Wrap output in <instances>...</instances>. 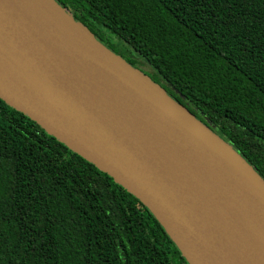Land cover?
Segmentation results:
<instances>
[{
  "label": "trees",
  "instance_id": "16d2710c",
  "mask_svg": "<svg viewBox=\"0 0 264 264\" xmlns=\"http://www.w3.org/2000/svg\"><path fill=\"white\" fill-rule=\"evenodd\" d=\"M55 2L264 179V0ZM0 264L188 263L140 200L0 99Z\"/></svg>",
  "mask_w": 264,
  "mask_h": 264
},
{
  "label": "water",
  "instance_id": "95a60500",
  "mask_svg": "<svg viewBox=\"0 0 264 264\" xmlns=\"http://www.w3.org/2000/svg\"><path fill=\"white\" fill-rule=\"evenodd\" d=\"M55 1L0 0V99L140 200L188 264H264V179Z\"/></svg>",
  "mask_w": 264,
  "mask_h": 264
},
{
  "label": "rangeland",
  "instance_id": "374dc122",
  "mask_svg": "<svg viewBox=\"0 0 264 264\" xmlns=\"http://www.w3.org/2000/svg\"><path fill=\"white\" fill-rule=\"evenodd\" d=\"M116 43L119 47L125 49L128 52L130 51L129 48H127V46H125L123 43H120L118 41H116ZM119 56H121V55H119ZM134 59L137 60L140 65L135 66V67L133 66V67L136 68L137 70H139L143 75L148 77L151 81H153L159 87H161V88L163 87L167 91L166 93L169 94V92H170L169 88L170 87L162 79V77L158 75L157 71L151 65H149L147 62H145L144 59L141 58L140 56L135 55Z\"/></svg>",
  "mask_w": 264,
  "mask_h": 264
},
{
  "label": "bare ground",
  "instance_id": "6f19581e",
  "mask_svg": "<svg viewBox=\"0 0 264 264\" xmlns=\"http://www.w3.org/2000/svg\"><path fill=\"white\" fill-rule=\"evenodd\" d=\"M72 99L75 101V98H74V97H72ZM85 108H86V107L81 106V109H82V111H83L84 113L87 112ZM137 172H138V169L136 170V173H137ZM257 173H258V172H257ZM258 174H259V173H258ZM137 179H138V181H139L140 184H141V183H142V180L139 179V178H137ZM215 227L217 228V230H218L219 232H221V234H224L216 224H215Z\"/></svg>",
  "mask_w": 264,
  "mask_h": 264
}]
</instances>
